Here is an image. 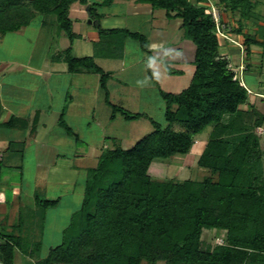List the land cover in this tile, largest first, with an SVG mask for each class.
Listing matches in <instances>:
<instances>
[{
    "label": "trees",
    "instance_id": "16d2710c",
    "mask_svg": "<svg viewBox=\"0 0 264 264\" xmlns=\"http://www.w3.org/2000/svg\"><path fill=\"white\" fill-rule=\"evenodd\" d=\"M0 0V35L29 24L37 14H54L58 27L71 42L80 37L73 31L69 10L79 2L103 38L108 39L106 56L120 49L128 38L139 42L149 53L147 37L129 29H105L98 7L116 0ZM164 9L168 18H181L185 38L194 42L195 70L190 84L179 93L160 90L166 103L162 125L144 112H131L109 100L110 74L91 56L75 57L71 48L55 59L67 63L70 72L88 70L98 73L111 120L120 113L127 120L148 118L153 130L130 148L121 145L104 148L96 165L87 169L83 199L60 242L50 245L45 256L41 241L29 250V243L0 224L2 264H16V250L35 258L36 264H264V153L256 128L264 125V113L249 105L250 97L229 59L220 50V40L209 0H134ZM233 15H239V34L245 38L247 55L259 44L261 33H244L245 20H258V0H222ZM205 3V4H204ZM207 3V4H206ZM264 19V18H263ZM264 43V42H263ZM151 80L157 78L147 67ZM170 73L181 74L179 70ZM59 124L80 141L65 121ZM178 124L181 128L174 126ZM212 126L198 163L218 176L203 181H160L151 177L149 168L157 159L190 152L195 136ZM2 162H0L1 186ZM37 210L45 221L47 211L59 199L35 197ZM45 227V226H44ZM223 232L224 243L202 248L203 229Z\"/></svg>",
    "mask_w": 264,
    "mask_h": 264
},
{
    "label": "rangeland",
    "instance_id": "374dc122",
    "mask_svg": "<svg viewBox=\"0 0 264 264\" xmlns=\"http://www.w3.org/2000/svg\"><path fill=\"white\" fill-rule=\"evenodd\" d=\"M89 1L100 2L102 0ZM211 1L215 9L220 12L221 22L225 24V27H221V30L225 34H228L231 39H225L221 33H218L220 50L222 55L229 59V67L235 71L237 78L240 79L243 85H246V83L242 71H245L247 67L251 68V66H253L252 72H254V74L257 72L255 81H258V78L264 79V59L262 61V56H256L257 53H261L264 49L255 48V52L251 51V54L247 55L246 45L243 43L245 38L242 36L237 38L235 35V33L240 30L238 23L240 16L233 15V12L227 8V5L224 4L222 0ZM258 1L259 5L256 10L258 20L252 19L250 22L249 20H245V29L247 31H249V29H257L259 33H261L262 31L259 28V23L264 21V0ZM127 5L126 1L117 0L110 6L98 7V11L121 13L126 11ZM27 6L29 8L32 7L30 0L27 2ZM72 7V9H75L78 7V4ZM72 12L71 10V15L73 17L82 18L83 16V13ZM154 15L158 23L167 21L164 9H155ZM41 18L42 16H37L33 24L29 27L16 34L7 32V34L0 38V59L18 60L21 64H28L29 67L42 68L45 65L44 61L47 56L69 45L70 39L58 26L54 25L52 28L49 24L40 29L37 23H40ZM134 19V21L138 20L137 22H143L142 19ZM145 28L146 24L142 26L141 31L145 30ZM75 30L78 31L80 28L76 26ZM183 37L184 36H182V41L187 48L185 54L189 57L192 53L194 56V42L183 39ZM79 38L80 37L76 38V42L74 41V54L77 56L94 54L95 50L90 40H80ZM235 39L242 44V48H240L241 50L239 53L236 52L233 55L228 47L236 45L235 42L238 43ZM139 47V42L132 39L126 44L124 49L126 57L122 61L104 58H96L95 60L97 64L105 70H115L113 74L114 78H112L109 84L111 92L110 99L112 102L124 106L131 112H145L155 121L162 125H166L167 122L164 114L166 103L159 94V88H162V90L166 92L179 93L190 84L193 71L190 70L189 64L183 66L175 63L164 64L163 60H160L153 63L151 67L154 74L158 77L156 83L150 79L146 68L148 62L143 59V57H147V54ZM257 50L258 52H256ZM241 57H243L244 60L241 61ZM113 63L116 64V66L112 68L111 64ZM122 64L124 65L122 66ZM168 65L172 70L181 69L183 75L168 73L166 70ZM27 70L28 69L23 66L19 70L23 71V74L19 73V71H15L14 74L8 75L4 81L6 82V86L3 88L4 95L9 96L11 92H20L21 97L30 101L32 107L36 108L37 104L38 106L42 103L45 105L46 99L43 97L42 91L48 87L51 93L49 101L53 106H73L70 112V118L67 119V121L72 130L80 137L78 145L80 148H78L77 151L81 154H85V157L81 159V163L84 167H93L96 165L99 153L107 146L112 148L121 145L124 148H130L137 140L153 130L152 123L148 118L126 121L120 117L111 121V108L104 102L105 96L97 91V87H95L93 79H91V77H93L92 74L76 76L65 73L64 75H55L51 80L47 81L45 78L30 76V74L26 72ZM122 82L127 84L125 85V83ZM10 83L16 87L11 88L10 86L12 85ZM259 89L264 91V85H261ZM72 100L74 104L71 106L72 103L70 104V102ZM251 104L264 113V97L256 93H251L247 103L242 107L246 109ZM174 128L179 129L181 127L176 124ZM211 130L212 126H209L204 132L195 136V145L190 152L186 154H177L167 159L155 160L149 168L151 177L160 181L174 182H184L186 180L200 182L207 178H210L212 181H217L218 176L216 173L212 172L209 168L200 166L198 163ZM255 131L261 137V150L264 153V125L256 128ZM9 138L21 140L23 137L17 132L14 133V135L11 134ZM58 140L61 142L56 149L60 152L72 154L75 141L73 138L66 136L63 128L57 125L50 133L48 142L52 144ZM25 144L26 151L24 153V158L14 159L17 162H20V160L24 161L23 182L27 185V188L23 191L31 193L36 187L39 189L38 192L42 198H58L59 203L57 206L48 209L45 221L42 218L41 211L37 210V206L34 207L30 205L31 202L29 203V201H24V203H27L28 208L25 205L22 206L19 204V210L16 209L17 207H15V205L12 206V208L2 205L0 207V224L5 231L16 233L20 235L26 243H29V250L35 248L36 243L41 241L43 246V253L41 256H45L50 245H55L60 242L62 230L67 226L72 213L79 208L82 202L84 180L87 171L82 170L80 172L79 180L76 184H48L43 180L37 179L34 174L36 170V167H34V144L32 141ZM262 165L264 169V159ZM20 177L21 175L18 170L14 169L11 171V178L13 180H20ZM26 211H28V213H26ZM46 225L47 229L45 232L46 227L44 226ZM201 240L203 241V249H207L210 246L213 248L215 245L224 243L223 232L220 233L215 229L205 228L203 229ZM1 243H3L2 240H0V244ZM15 253L16 264H36L35 258L31 257V255H25L19 250H16ZM0 264H2L1 256ZM143 264H147L146 261H144ZM157 264H165V262L158 261Z\"/></svg>",
    "mask_w": 264,
    "mask_h": 264
},
{
    "label": "crops",
    "instance_id": "0c3cea01",
    "mask_svg": "<svg viewBox=\"0 0 264 264\" xmlns=\"http://www.w3.org/2000/svg\"><path fill=\"white\" fill-rule=\"evenodd\" d=\"M122 1H126L128 4L126 11L121 12V13H117V12L109 13V12H103V11L100 12V13H103V17L100 20L101 26L103 28L105 29H117V28L129 29L133 32H140L144 34L147 37V45L149 48V53H146L147 57H143V59L148 62V64H146L147 67L148 66L152 67L153 63L163 60L164 64L175 63V64H180V66L189 64L188 66L190 67V70L194 72L195 52H194V56L192 55V53L190 54L189 57L187 56V54H185L187 48L184 42L182 41V36L184 35H182L183 30H182V19L181 18H168L166 16V20H167L166 22L163 21L162 23H158L154 15L155 9L150 4L139 3L134 0H122ZM77 4H78V7H76L75 9H72L73 8L72 6L77 5ZM71 10L73 12L83 13L82 18L73 17L71 15ZM165 15H166V12H165ZM37 16H42V18L40 19V23H37L40 29L41 27L47 26L49 24L50 26H52V28L54 25L58 26L56 22V16L54 14H37L29 24L24 25L20 27L19 29L9 31V32L16 34L22 31L23 29L33 24V21ZM69 17L71 18L73 22L74 32L80 35L79 39L80 40L89 39L92 46L94 47V50H95L94 54L85 55V56L93 57L95 62H96L95 60L96 58L97 59L104 58V59L122 61L126 57L124 49L126 47L127 42L129 40H132L131 38H128L124 41V45L122 48L116 49V51L115 49H112V51L116 55L110 57V56H106L103 54L104 53L103 49L106 51L111 50L107 42L108 39L101 37V35L99 34L94 24L95 21L91 20V18L89 17L86 6L82 5L79 2L73 3L69 10ZM134 18L142 19L144 23L141 21L137 22L138 20L134 21L135 20ZM145 24H146L145 30L141 31L142 26H144ZM259 25L263 27L262 29H263V35H264V21L260 22ZM76 26H78L80 30L78 31L75 30ZM242 32L244 33L249 32L253 34L259 33L257 29H249V31L244 29ZM5 34H7V32ZM5 34H2L0 38H2ZM235 35L237 38H240V36L243 37V34L235 33ZM257 36H258L259 44H262L263 46L253 45L251 48L252 52H255L254 51L255 48L264 49V43H263L264 39L260 37V34ZM183 39H187V38L183 37ZM75 40L76 38L73 40V42L69 40L70 43L66 48L55 51L50 56H47L44 61L45 65L42 68H36L33 66L29 67L28 64H21V62L18 60H8L4 58L0 59V162H2V171H1L2 178H1V186H0V207L3 205L8 208H12V206L15 205V207H17L16 209L19 210L20 205L22 206L25 205L28 208L27 203L26 202L24 203V201H29V203L30 202L32 203V204L30 203V205H33L34 207L36 206L35 197L39 195V192H38L39 189L35 187V189L31 191V193L24 192L25 191L24 189L27 188V185L23 182L24 161L20 160V162H17L14 160L18 158L20 159L24 158L25 156L24 153L26 151L25 143L32 141L35 147L33 149V154H34V159H35L34 167H36L34 174L36 175V178L39 180H43L47 182L48 184H52V183L64 184V185L65 184H76L79 180L80 172L82 170L87 171V169L90 168V167H84L83 164L81 163V159L85 157V154H81L80 152L77 151V149L80 148L78 147L79 141H77L74 137L70 136L66 132V130L61 125H59V118L61 116V112L65 109L64 117H65L66 123L69 126L67 119L70 118V112L72 111V108H73L72 105L74 104L73 100L70 102V104L72 103L71 104L72 107H65L64 105H62L61 107L53 106L51 102L49 101L51 93H50V89L47 87L46 89H43L42 91L43 97L46 99L45 105L42 103L38 106L37 104L36 108H34L32 107V103L30 101H27L25 100V98L21 97L20 92H13V93L11 92L9 96H5L3 93V88L6 86L5 85L6 82L4 81L8 77V75L12 73L14 74L15 71H19L24 66L25 68L28 69L26 72L29 73L30 76L45 78L47 81L51 80L52 77L55 75L56 76L64 75L65 73H70L76 76L78 75L85 76L86 74L88 75L92 74L93 77H91V79H93L95 87H97V91L101 92L105 96V91L101 86V81H100L101 77L98 73L88 71V70L70 72L68 70V66L65 61L55 59L56 55L59 52H62L69 47L71 48V52L73 56L84 57V56H77L74 54V50H75L74 41ZM235 44L236 45H232V46L229 45L230 47H228L230 51L233 53V55L236 52L239 53L241 50L240 48H242V44H240L239 41L238 43L235 42ZM139 48L141 49V47ZM195 50H196V47H195ZM256 52H258V50ZM257 55L259 57L262 56V61H263L264 51H262L261 53H257L256 56ZM240 60L241 61L244 60L243 57H241ZM123 65L124 64H122V66ZM115 66L116 64L114 63L111 64L112 68ZM101 68L105 70L103 67ZM252 70H253V66H251V68L247 67L245 71L244 70L242 71L243 77L246 83L245 86L250 91V93H256L257 95H261L262 97H264V91L263 90L261 91L259 89L261 85L262 86L264 85V79L258 78V81H255L256 80L255 78H257L256 76L257 72L254 74ZM105 71L110 74V77L107 80L109 100L112 104L121 106L117 103L112 102L110 99L111 92H110L109 84L112 81V78H114L113 74L115 73V70L111 69V70H105ZM179 71L182 72L179 75H183V71L181 69ZM193 72L191 74V80H192ZM19 73L23 74V71H19ZM155 76L158 80V77L156 74ZM122 83H125V82H122ZM10 84L12 85V83ZM126 84L127 83H125V85ZM85 86L88 87L87 85ZM10 87L14 88L16 86L12 85ZM63 90H64V87H63ZM160 90H162V88H159V94L161 95ZM104 102L107 104L106 97L104 99ZM108 106L110 107L109 104ZM121 107L125 108L124 106H121ZM111 114H112V109H111ZM111 114H110V120H111ZM120 117L126 121H130V120L125 119L124 116L120 113L116 114V117L114 120ZM114 120H111V121H114ZM57 125L63 128L66 136H68L69 138H73V140L75 141L74 147H73L74 151L72 152V154L60 152L58 149H56V147L60 145V142H61L60 140L55 141L52 144H49L48 139H49L50 133L52 132L54 127ZM17 132L20 133L21 136L23 137L21 140H15V139L9 138L11 134L14 135V133H17ZM14 169L19 171L21 175L20 180L15 181L11 178V171H13ZM26 213H28V211H26ZM45 227H46L45 228V232H46L47 225Z\"/></svg>",
    "mask_w": 264,
    "mask_h": 264
},
{
    "label": "built area",
    "instance_id": "2783aa9c",
    "mask_svg": "<svg viewBox=\"0 0 264 264\" xmlns=\"http://www.w3.org/2000/svg\"><path fill=\"white\" fill-rule=\"evenodd\" d=\"M208 4L212 7V15H213V18L216 22V27H217V31L218 33H221L223 38L225 39H230V37L228 36V34H225L222 30H221V27H225V24L222 23L221 21V15H220V12L217 11L212 3L211 0H209ZM231 40V39H230ZM245 86V85H244Z\"/></svg>",
    "mask_w": 264,
    "mask_h": 264
}]
</instances>
